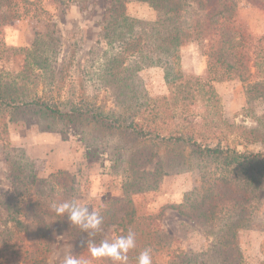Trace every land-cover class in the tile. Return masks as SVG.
<instances>
[{
	"label": "rangeland",
	"instance_id": "1",
	"mask_svg": "<svg viewBox=\"0 0 264 264\" xmlns=\"http://www.w3.org/2000/svg\"><path fill=\"white\" fill-rule=\"evenodd\" d=\"M111 1L35 0L32 15L0 29V77L4 83H15L25 89L26 95L46 99L81 97L98 104L106 103L109 109L132 113L144 110V106L129 107L126 104L129 99L145 105L148 98L171 111L165 124H160L166 131L194 133L204 144L212 146L218 143L215 135L225 136L239 151L264 150L262 142H248L253 137L250 132L264 133V118L260 119L264 116V99L249 98L247 86L234 79L211 82L220 107L209 104L206 101L210 88L208 57L197 42L180 48V70L184 77L190 78L183 79L181 88L171 87L164 66L143 68L127 82L119 79L122 68L112 66V61L120 53L109 48L101 36L105 23L112 21ZM224 1L231 16L228 26L229 34L235 38L234 45L237 49L246 46L247 57L254 59V47L264 37V9L247 0ZM122 4L128 15L142 23H154L158 19L156 9L146 2L122 0ZM251 83L255 84V79ZM158 114L165 115L162 111ZM44 127L37 118L17 117L8 121L7 133L3 134L5 140L0 141V195L10 187L6 178V158L10 154L15 160L27 163L43 187L58 172L74 178L79 187L77 201L90 209L99 211L112 201L129 200L138 215L163 213L156 226L168 246L154 257L153 264H260L264 261L261 230L237 231L233 242L236 247L231 253L209 256L217 238L209 232L215 226L216 230L224 226L223 215L201 225L185 218V208H180L187 195L201 190L202 175L198 169L162 175L155 188L133 191L127 187L135 181L137 173H153L156 169V160L152 163L144 160V143L109 135L85 124L58 123L52 131H45ZM4 218L0 209V227ZM99 233L89 241L99 244L118 235L114 228L100 229ZM54 236L56 249L49 264H63L68 255H80L89 264H111L108 260L91 258L90 252L83 250L82 242L67 232L55 228ZM127 264L134 263L128 260Z\"/></svg>",
	"mask_w": 264,
	"mask_h": 264
},
{
	"label": "trees",
	"instance_id": "2",
	"mask_svg": "<svg viewBox=\"0 0 264 264\" xmlns=\"http://www.w3.org/2000/svg\"><path fill=\"white\" fill-rule=\"evenodd\" d=\"M34 1L0 0V29L32 15ZM140 1L156 9V22L142 23L128 15L122 0H112V21H107L101 32L107 46L120 53L112 61V66L122 68L119 79L127 82L143 68L164 66L171 87L181 88L183 79L190 78L184 77L180 70V48L197 42L208 57L210 88L206 101L209 104L220 107V99L210 83L234 79L247 86L249 98L264 99V37L254 47V59L247 57L246 46L237 49L235 38L229 34L231 16L225 9L224 0ZM247 1L264 9V0ZM251 79L256 83L252 84ZM25 92L15 83H4L0 77V141L5 140L3 134L7 133L8 121L30 117L39 119L45 131H52L58 123L85 124L109 135L122 136L141 145L144 143V160L147 163L156 160V169L153 173H137L135 181L127 188L150 190L155 188L162 175L198 169L202 175L201 190L187 195L180 208H185V218L201 225L210 224L223 215L224 226L219 230L215 226L209 232L217 236L209 256L231 253L236 247L233 242L237 231L264 232V150L239 151L237 146L228 143L225 136L215 135L218 143L212 146L204 144L194 133L166 131L160 128V124H165L171 111L148 98L145 105L129 99L126 102L129 107L144 106V110L132 113L125 109H109L106 103L98 104L81 97L46 99ZM161 111L165 115L158 114ZM250 135L253 137L248 142L264 144V133L252 131ZM14 158L7 154L6 178L10 187L0 195V209L5 214L0 227V264H49L56 249L55 228L81 242L100 235L97 231L88 236L78 226H72L67 216L55 212L54 204L77 201L79 187L74 178L58 172L43 187L37 173L27 163ZM193 160L196 162L191 163ZM97 212L103 217L100 229L114 228L118 235H126L129 230L135 232L136 247L128 253V260L134 264L144 249H151L154 260L168 246L163 243L161 231L156 226L163 213L138 215L129 200L112 201Z\"/></svg>",
	"mask_w": 264,
	"mask_h": 264
},
{
	"label": "clouds",
	"instance_id": "3",
	"mask_svg": "<svg viewBox=\"0 0 264 264\" xmlns=\"http://www.w3.org/2000/svg\"><path fill=\"white\" fill-rule=\"evenodd\" d=\"M57 215L67 216L71 225L78 226L83 233L90 234L100 230L103 217L83 203L73 200L53 205ZM82 245L90 252L91 258L97 261L108 260L111 264H127L128 253L136 247V234L129 230L126 235L114 236L111 240H102L99 244L82 241ZM63 264H89L80 255H68ZM137 264H153L151 249H144L137 257Z\"/></svg>",
	"mask_w": 264,
	"mask_h": 264
}]
</instances>
